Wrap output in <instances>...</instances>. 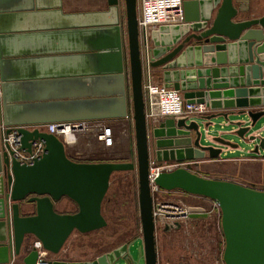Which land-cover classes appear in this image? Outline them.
<instances>
[{"label":"water","instance_id":"obj_1","mask_svg":"<svg viewBox=\"0 0 264 264\" xmlns=\"http://www.w3.org/2000/svg\"><path fill=\"white\" fill-rule=\"evenodd\" d=\"M121 1L107 0V9L65 12L63 0H0V264H36L31 238L50 253L48 264H138L130 242L91 258L51 257L75 231L108 225L103 204L112 175L135 169L145 264H157L151 159H217L225 146L239 147L220 135L207 137L219 117L235 127L230 134L241 141L258 140L251 154L264 151V135H248L264 124V14L251 17L250 0H184L183 24L152 30L151 73L188 103H205L214 112L151 123L138 0H124V27ZM130 112L136 162L74 160L60 136L38 127L123 119ZM14 131L21 150L31 153L42 141L43 154L32 163L19 160L8 141ZM154 184L218 203L225 264H264V190L186 167L159 172ZM63 198L74 201L77 210L59 212L56 203ZM24 203L34 204L35 211L24 213ZM190 210L192 218L207 216L195 213L202 207Z\"/></svg>","mask_w":264,"mask_h":264},{"label":"rangeland","instance_id":"obj_2","mask_svg":"<svg viewBox=\"0 0 264 264\" xmlns=\"http://www.w3.org/2000/svg\"><path fill=\"white\" fill-rule=\"evenodd\" d=\"M258 9H264V0H254ZM68 9L101 10L108 8L107 0H67ZM138 17L141 14L138 0ZM122 24H126L125 2L121 1ZM127 43V38H126ZM82 122V121H74ZM86 129L76 131V141L67 144L69 153L76 160L96 162L101 161H137L135 126L133 113L123 119L85 120ZM110 126L113 129L114 143L106 146L97 134L101 127ZM220 129V125L218 126ZM217 130V131H218ZM231 134H225L231 138ZM235 142L238 136H233ZM118 138L122 142L118 143ZM64 140V139H63ZM124 141V142H123ZM240 151L229 154L224 160L194 164V161L204 159H186L179 162H188L193 170L202 171L211 176L235 181L255 189L264 190V157L258 154H249L239 158ZM153 158V157H152ZM207 159V158H206ZM176 160L157 162L151 159V166L173 163ZM165 191V190H164ZM156 197L182 201L188 206H204L211 209L210 214L203 219L194 218L181 227L163 232L156 231L158 261L169 260L173 264L184 261L187 264H223L225 237L222 229V212L214 207L211 200L202 196L192 195L182 190H173L156 193ZM214 207V208H213ZM103 214L108 225L101 230L87 233L75 231L64 249L65 255L72 258H91L116 246L130 241L129 253L138 264H145L144 246L140 210L139 184L137 169L132 171L116 172L112 175L110 188L103 204Z\"/></svg>","mask_w":264,"mask_h":264},{"label":"built area","instance_id":"obj_3","mask_svg":"<svg viewBox=\"0 0 264 264\" xmlns=\"http://www.w3.org/2000/svg\"><path fill=\"white\" fill-rule=\"evenodd\" d=\"M141 14L139 15V29L141 42L143 46L144 65L146 72L144 75L143 89L146 103V116L149 122L156 123L165 118H193L195 116L208 113L209 107L205 103H188L182 93L174 88L167 87L163 82H156L150 70L149 57V40L150 32L157 29L161 25L183 24L185 22L184 0H139ZM144 39L146 42H144ZM145 43V44H144ZM87 122H56L44 126H38L40 129H45L48 132L54 133L64 139L66 145L73 144L76 139V131L86 129ZM1 127H3L1 125ZM5 129V127H3ZM33 128V127H31ZM73 134L74 142L68 143L65 139L67 134ZM98 139L106 146H111L114 143L113 129L110 126L100 128ZM8 141L11 148L15 151L17 158L23 162L32 163L35 158L43 154L45 144L42 141H36L33 145L32 152L20 149V137L16 131L9 135ZM153 163V162H151ZM188 162L175 161L164 165L157 164L150 167V179L153 188V216L156 231L160 228L165 232V227L169 226L170 230L177 229V224L180 227L188 221L194 219L191 217L193 211L191 206L184 204L182 201L156 197V193L164 191L154 184V178L161 171H171L178 167L188 168ZM208 199V198H207ZM211 200V199H208ZM214 207H219L218 203L211 200ZM199 207V206H198ZM204 210L195 212L207 216L211 209L200 206ZM213 207V208H214ZM206 216V217H207ZM206 217H198L203 219ZM168 231V232H169ZM33 246L38 250V259L36 264H48L50 253L43 247L42 242L35 239ZM157 264H173L169 260L158 261ZM180 264H187L180 261ZM225 264V263H223Z\"/></svg>","mask_w":264,"mask_h":264},{"label":"crops","instance_id":"obj_4","mask_svg":"<svg viewBox=\"0 0 264 264\" xmlns=\"http://www.w3.org/2000/svg\"><path fill=\"white\" fill-rule=\"evenodd\" d=\"M63 2H64V4H63V7H64V11L65 12H78V11H85V10H76V9H68L66 6H67V0H63ZM263 5H264V3H263ZM257 6H259V5H256L255 3H254V0H250V11H249V15L251 16V17H258V16H261V15H263L264 14V9H258V7ZM263 8H264V6H263ZM90 10H92V9H90ZM94 10H97V9H94ZM141 10V9H140ZM228 60H229V57L227 58ZM236 59H238L239 61L240 60H242L243 58H242V56L240 55V52L238 53V55H237V58ZM153 75V77H154V80L156 81V82H160V80H159V78H157V76H155L154 74H152ZM263 79H264V74H263ZM0 93H1V87H0ZM212 112H214V111H212L210 108H209V111H208V113H206V114H203V115H208V114H210V113H212ZM200 116V115H199ZM197 118V116L196 117H193L192 119H196ZM232 118H234V117H232ZM121 120V119H120ZM263 123H264V120L262 121ZM220 125V129H222V130H218L219 129V126ZM235 127H233V126H231V125H229V123H228V121L227 120H225L223 117H219V118H217V119H215L214 120V124L212 125V126H210V128H209V135L207 136L208 138H212L213 136H223L224 138H226L225 137V134H230V131H231V129H234ZM218 130V131H217ZM251 134H254V135H264V124H263V126H261L260 128H255L254 130H252L248 135H251ZM232 135V134H231ZM233 136H235V135H232L231 136V138H226V139H228V140H230V141H232V142H235V139H234V137ZM121 143L122 142V139H120V138H118V143ZM124 142V141H123ZM205 144H213L211 141H207V142H205V141H203ZM240 145H239V147H237V148H234V147H229V146H225L224 147V151H223V153H222V155L219 157V158H217V159H209V158H207V159H205V160H202V161H194V162H192V163H194V164H204L205 162L206 163H208V162H214V161H218V160H224L229 154H231V153H236L237 151H240V154H239V158H243V157H248L249 156V154H250V151L252 150V149H254V147H255V144L258 142V140H256V141H251V140H249V141H247V142H244V141H241V140H239V141H237ZM215 146H220V145H218V144H214ZM66 151H67V154H68V156L70 157V158H72V159H74V160H76L75 158L76 157H74V156H72L70 153H69V151H68V147L66 146ZM258 156H263L264 157V151H261V153L260 154H258ZM77 161H80V160H77ZM87 161H89V160H87ZM89 162H96V161H92V160H90ZM192 163H189V165L190 164H192ZM188 167V169H190L191 171H193V172H196V173H198V174H200V175H203V176H206V177H211V178H219V179H223V178H220V177H218V176H211V175H209V174H206V173H203L202 171H198V170H193L192 168H190L189 166H187ZM246 185V184H245ZM179 190V189H178ZM163 192H167L166 190L165 191H163ZM204 198V197H203ZM77 204L74 202V201H72V200H70V199H68V198H63V200L62 201H59V202H57L56 203V209L59 211V212H75L76 210H77ZM33 211H35V206H34V204H32V203H30V204H28V203H24L23 204V212L24 213H32ZM101 230V229H100ZM83 234V233H82ZM85 235H87V233H84ZM29 238H31V237H29ZM32 240H34L33 238H31V241ZM65 252H66V249H64L58 256H55V255H51V257L52 258H65V257H67L66 255H65ZM15 264H23L22 263V261L21 260H19V261H17Z\"/></svg>","mask_w":264,"mask_h":264},{"label":"bare ground","instance_id":"obj_5","mask_svg":"<svg viewBox=\"0 0 264 264\" xmlns=\"http://www.w3.org/2000/svg\"><path fill=\"white\" fill-rule=\"evenodd\" d=\"M65 139H66V141L68 142V143H72V142H74V136H73V134H67L66 135V137H65Z\"/></svg>","mask_w":264,"mask_h":264},{"label":"flooded vegetation","instance_id":"obj_6","mask_svg":"<svg viewBox=\"0 0 264 264\" xmlns=\"http://www.w3.org/2000/svg\"><path fill=\"white\" fill-rule=\"evenodd\" d=\"M33 242H34V240H33ZM127 242H130V241H127ZM121 245V244H120ZM119 246V245H118ZM117 247V246H116ZM112 249H114V248H112ZM112 249H110V250H112ZM107 251H109V250H107ZM106 252V251H105ZM101 253H103V252H101ZM101 253H99V254H101Z\"/></svg>","mask_w":264,"mask_h":264},{"label":"trees","instance_id":"obj_7","mask_svg":"<svg viewBox=\"0 0 264 264\" xmlns=\"http://www.w3.org/2000/svg\"><path fill=\"white\" fill-rule=\"evenodd\" d=\"M90 161V160H89ZM184 192V191H183ZM205 198V197H204Z\"/></svg>","mask_w":264,"mask_h":264}]
</instances>
